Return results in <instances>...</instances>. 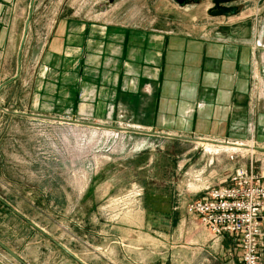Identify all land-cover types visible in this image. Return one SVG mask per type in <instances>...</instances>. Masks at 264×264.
<instances>
[{"label": "rangeland", "instance_id": "1", "mask_svg": "<svg viewBox=\"0 0 264 264\" xmlns=\"http://www.w3.org/2000/svg\"><path fill=\"white\" fill-rule=\"evenodd\" d=\"M68 1L40 0L35 11L49 15ZM78 2L87 3L83 11L110 6L152 29L196 36L221 26L207 11L212 0H72ZM231 4L251 21V63L264 80V0ZM47 63L53 65L49 55ZM49 65L47 81L62 73L68 93V71ZM246 88L251 98L238 133L177 135L185 138L150 134L156 130L132 119L64 117V107L62 116H48L0 101V240L29 264H226L188 204L207 182L250 163L264 175V150L257 149H264V84ZM156 125L169 127V120ZM234 144L240 152L221 150ZM232 252L239 259V250ZM0 264L20 263L0 248Z\"/></svg>", "mask_w": 264, "mask_h": 264}, {"label": "crops", "instance_id": "2", "mask_svg": "<svg viewBox=\"0 0 264 264\" xmlns=\"http://www.w3.org/2000/svg\"><path fill=\"white\" fill-rule=\"evenodd\" d=\"M35 2L0 0V101L12 110L62 116L64 107V117L132 119L163 134H232L248 113L246 87L264 84L251 63V21L240 11L215 16L216 32L195 36L142 27L137 19L130 24L110 6L83 11L87 3L69 0L42 15ZM48 65L68 71V93L62 73L47 81ZM163 119L169 127L153 126ZM227 180L207 182L202 195ZM213 238L226 264H242L240 253L232 256L238 248L231 235Z\"/></svg>", "mask_w": 264, "mask_h": 264}, {"label": "built area", "instance_id": "3", "mask_svg": "<svg viewBox=\"0 0 264 264\" xmlns=\"http://www.w3.org/2000/svg\"><path fill=\"white\" fill-rule=\"evenodd\" d=\"M263 178L250 163L188 204L189 212L213 236L226 233L236 240L242 264H264Z\"/></svg>", "mask_w": 264, "mask_h": 264}, {"label": "water", "instance_id": "4", "mask_svg": "<svg viewBox=\"0 0 264 264\" xmlns=\"http://www.w3.org/2000/svg\"><path fill=\"white\" fill-rule=\"evenodd\" d=\"M179 3H182V0H177ZM230 0H212L213 6L208 9V13L213 16H220V15H234L238 12L239 7L238 5H229L228 3ZM116 128V127H112ZM150 134H156L164 137H180L176 135H170V134H163V133H157V132H148ZM185 138V137H180ZM259 150H264L261 148H257ZM0 248L5 251L8 255H10L14 260L19 262L20 264H29L27 263L18 253H16L14 250H12L9 246H7L3 241L0 240Z\"/></svg>", "mask_w": 264, "mask_h": 264}, {"label": "bare ground", "instance_id": "5", "mask_svg": "<svg viewBox=\"0 0 264 264\" xmlns=\"http://www.w3.org/2000/svg\"><path fill=\"white\" fill-rule=\"evenodd\" d=\"M202 146H204L208 151H217L218 150V148L217 149H215V147L214 146H211V145H207V144H203ZM232 146H235V147H223V148H221V150H223V151H231V152H240L241 150L239 149V148H241L240 146H237V145H232ZM237 147H239V148H237ZM220 150V149H219Z\"/></svg>", "mask_w": 264, "mask_h": 264}, {"label": "flooded vegetation", "instance_id": "6", "mask_svg": "<svg viewBox=\"0 0 264 264\" xmlns=\"http://www.w3.org/2000/svg\"><path fill=\"white\" fill-rule=\"evenodd\" d=\"M177 3H179L177 0H175ZM233 1H235V0H230V2L228 3L229 5L233 2ZM187 2V0H182V3H179V4H184V3H186ZM231 5H234V4H231ZM213 6V3L211 4V6L210 7H212ZM210 7H208V9L210 8ZM208 9H207V11H208Z\"/></svg>", "mask_w": 264, "mask_h": 264}]
</instances>
